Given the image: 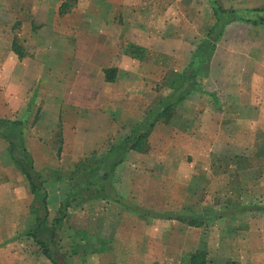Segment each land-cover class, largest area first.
I'll return each instance as SVG.
<instances>
[{"label": "rangeland", "instance_id": "rangeland-1", "mask_svg": "<svg viewBox=\"0 0 264 264\" xmlns=\"http://www.w3.org/2000/svg\"><path fill=\"white\" fill-rule=\"evenodd\" d=\"M33 1L0 0V118L19 124L15 128L18 136L9 140L18 145L21 142L26 153L35 156L36 163L32 159V164L39 174L44 173L43 183L53 182L56 190L68 189L81 180L89 167L97 166L112 145L82 133L84 127L88 134L94 130L96 135L113 130L106 123L100 131L91 127L97 120L98 107L91 111L90 107L83 110L75 106L83 102L81 93L92 87L95 92L98 83L95 75L91 80L82 76L83 57L111 56L106 70L113 80L118 66L124 68L127 77L118 79L117 91L111 95L118 103L116 114L131 118L123 134L126 136L151 109L172 99V94L176 97L179 77L194 70L196 62H192L200 57L202 62L195 69V90L180 102L183 107L180 103L174 105L168 115L156 122L145 151H131L129 158L125 157L107 180V191L97 183L98 178L95 183L99 185L86 189L82 196L89 199L79 206L107 196L110 190L116 192V188L117 193L125 191L128 187H121L122 183L138 182L137 174L121 173L125 166L143 168L141 183L144 190L155 192L153 202L160 204L159 209H171L174 215L178 205L179 216L200 218L201 227L180 223L179 237L194 248L204 239L209 245L204 253L205 263L251 264L249 249L245 254L238 240L240 261H224L213 247L218 236L213 234L227 230L236 239L247 240L254 224L248 218L259 216L262 222L258 223V237L264 240V0H128L132 7L138 6L148 14L158 7L163 10L157 23L153 13L140 17L143 22V17L147 19L146 24L142 22V33L152 43L144 46L118 40L123 16H117V10L111 18L116 30L94 31L91 13H82V8L90 7L96 0H81V4L79 0H35L53 12L48 21L39 20L42 22L31 14ZM119 1L113 0L115 7ZM54 8H58L57 14ZM216 9L229 15L227 23L214 27ZM129 19L138 21L135 15ZM14 33L17 49L25 58L36 60L30 74L38 77L32 79L29 75L31 87L23 91L17 85L16 71L13 75L2 74V70H14L17 59L22 60L11 47L6 52ZM81 34L83 45L78 40ZM101 35L100 43L115 41L116 46L94 45V39ZM92 102L104 100L94 95ZM122 130L117 129L119 138L123 137ZM18 145L11 146L0 135V260L5 264H52L31 238L38 226L37 218L44 217V209L41 197L31 192L21 171L26 159L16 149ZM75 158L80 160L72 166ZM95 172L91 176L97 177ZM18 191L20 194L16 195ZM255 206L261 210L251 209ZM68 209L65 217H72L74 213ZM79 212L86 214V207L82 206ZM217 215L221 219L207 220ZM83 225L73 229L91 234ZM84 241L83 245L90 246L91 238L79 239V243ZM79 243L72 251L81 261L87 255L82 254ZM185 255L172 254L169 261L174 263L177 258L182 264ZM65 257L68 264H74L68 254Z\"/></svg>", "mask_w": 264, "mask_h": 264}, {"label": "crops", "instance_id": "crops-1", "mask_svg": "<svg viewBox=\"0 0 264 264\" xmlns=\"http://www.w3.org/2000/svg\"><path fill=\"white\" fill-rule=\"evenodd\" d=\"M79 4H81V0H79ZM48 7L45 6V3L41 4L40 2L34 0L31 14L35 16V20L38 22L48 21L51 14L53 13L51 8ZM116 7L113 0H105V2H103V0H96L95 3L90 4V7L82 8V13L83 11L84 13L90 12L92 16V19L90 20L93 30L97 32H104L108 30H116L115 25H113V19L111 18L112 16L115 17V11L117 10V16L120 14L123 16V25L119 27L120 30L118 29V40L124 42V44L127 42L143 46L152 45V43L147 40V37L143 36V21L140 19V17L143 15L146 17L153 13L155 23H157V20L160 22L163 15L162 8L158 7V9H154L148 14V12L138 6L132 7L128 0H120ZM54 10V13L57 14L58 8H54ZM78 10L81 11V7H79ZM133 15H135L138 21L131 22L129 18ZM145 17H143V24L147 20ZM81 25H83L82 22ZM82 30L84 31L85 29L82 28ZM100 38H102V35L97 36V38L94 39L97 41L94 45L100 47L105 45V42L100 43ZM78 40L82 41L83 45V34H81V38H78ZM110 44H112L111 47L116 46L115 41L111 43L106 42L105 46H109ZM10 47H12V43H8L6 46V52L8 49H10ZM35 61L36 60L27 59V56L26 58H22V60L17 59L13 66L14 70H11V72L8 70H2V74L7 75L10 73L13 75L16 71V74L18 75L17 85L19 90H26L28 87H31L28 82L29 75L32 76V79H34L35 76L36 78L38 77V74H30L34 70ZM111 61L112 57L109 55L108 57H91L88 59L87 57L82 58V76L85 79L91 80L94 77L93 75H95V79H98V83H96L97 85L95 87V92L92 91V89H94L93 87L86 90V92H82L81 94L83 96V102L81 101L82 103L80 102L75 106H78L83 110L90 107L92 109H90L91 111H94L95 107H98V115L96 116L98 123L97 120H95L91 124V127L97 128L100 131L103 124L106 123L107 126L110 124L113 130H110L107 132V134H105L104 131H100V133L96 135L94 130L88 134V130L86 131V127H84L85 129L82 131L83 136H95L98 138V142L103 143L109 141V143L112 144L110 146H113L125 138L124 136L126 135L123 134L125 128H129L131 118L129 116H120L116 114L117 112H115L117 110L118 103H116L114 96L111 94L112 91H117V82L119 81L118 79L126 78L127 76H125L123 70L124 68H122V66H118L119 70L116 72L115 79L112 82L105 81V71L106 68L110 66ZM24 65H26V70L23 71ZM17 69H21V71ZM92 84L94 83L92 82ZM118 94L116 92L115 95L120 96ZM94 95H100L104 102H92ZM238 109L243 110V107L238 106ZM134 126L136 127L137 125L134 124ZM118 128L123 129L121 131L123 135L122 138H119L117 134ZM110 146L108 147L107 151L110 149ZM130 153L131 152L126 154V159ZM251 153L254 154L253 152ZM105 154L106 152L103 155ZM30 156L35 160L36 163L35 156ZM79 160L80 159L76 160L75 158V160L72 161V166L77 164ZM116 169L117 168L114 169V173H116ZM33 171H35L38 176L41 175L40 181L43 183L44 178L42 174L44 173L41 172L39 174L37 169L34 167V164ZM121 173L124 175L137 174L136 176H138V178H136V180H138V182L122 183L121 187L128 188H125V191H120L121 194L117 193L119 189L116 188L114 195L116 196V199L119 200L118 202L112 200L110 201V199H96L90 201L89 203H85V205L83 204L78 208H69L68 210H71L74 213L72 217H64L55 225L53 222L59 217L58 212L60 211L61 205L68 197L70 186L68 189L64 187L61 190H56L53 182H49L51 184L43 183L42 187H44L47 192L46 212H43V218L45 221L42 223V227L40 228L41 230L39 229L37 233L45 232V234L40 236L41 233H38V239L47 243L48 247L58 250L59 253L64 255L65 253L68 254V257L70 256L69 261H72L74 264H81L83 259H86V264H180L177 258L174 260V263L169 261L170 255L174 254L175 257H177L180 252L186 254L182 258V264H190V257L193 254L197 252H203L206 254L205 251H207L209 245L204 239L195 248L193 244H184V241L180 240L179 229L182 227V224L180 225L182 222L178 220L180 215L178 214L177 210L178 205H175L176 207L174 209V215L172 214L173 211L171 209H166L165 211L163 210L164 208H158L160 204H158V202H153L156 200H153L155 197V192L153 193L148 192L149 190H144V184L141 183L143 180L141 175L145 173L143 168H128V166H125L121 169ZM131 179L132 178H130V180ZM164 196L166 197V193H164ZM147 198H150V200ZM82 206L86 207V214L79 212ZM152 212L155 214H151ZM181 216L189 215L181 214ZM234 217H236V215ZM247 217L248 216L246 215V218ZM229 218L232 219L231 217ZM248 219L250 220V223L254 224H252V231H250L251 238L247 240L242 241L241 238L236 239L234 235L227 230H224L219 234H213L218 235L213 247L220 254V256L223 257L224 261H230V263L240 261L239 259L242 255L237 252L238 240L239 246L241 248H245V254H247L248 251L249 254H251V264H264V240H260L258 237V223L262 222L260 220L261 217L251 216ZM213 221H215V219L210 222ZM80 224L86 225L83 226L87 228V230H90L91 234L85 231H80L79 229H73L75 227L78 228ZM187 228L185 227L183 229ZM71 229H73V231H71ZM83 237L91 238L90 246L83 245L85 241L79 243V239L81 240ZM78 243L82 247V254L87 255L85 258L81 257V261L78 255H76V251H72L75 249ZM86 247H89V249H86ZM246 249L249 250L247 251ZM241 252L243 253V250H241ZM0 264H5V261H3V259L0 260Z\"/></svg>", "mask_w": 264, "mask_h": 264}, {"label": "trees", "instance_id": "trees-1", "mask_svg": "<svg viewBox=\"0 0 264 264\" xmlns=\"http://www.w3.org/2000/svg\"><path fill=\"white\" fill-rule=\"evenodd\" d=\"M227 15L229 14H226L222 10L216 9L214 16L216 17V25L214 27L219 26L221 22L227 23L228 22V19H226L228 17ZM223 19L226 20L223 21ZM13 38L14 39L11 48L13 52L18 56V58L22 59L24 55L20 52L19 48L17 49L15 43L17 38V33H14ZM201 60L202 59L200 57H198V59L193 60L192 65L193 63L196 62V66L195 67L193 66L195 69L199 67L200 62H202ZM195 69L194 70L191 69L188 71V73H185L184 75L182 74L179 77L180 80L178 81V83H180V86L176 89V93H175L176 97L173 98V94H172V99L167 98L166 101H163V103H159L157 107L151 109V111L148 113L146 118L133 129L130 135L123 138L116 145L110 146V149L106 152V154L103 156V158L101 159V161L98 163L97 166L89 167L86 171H84L81 180L77 182V184L75 185L70 184V191L68 197L65 200V202L61 205L60 211L58 212L59 217L54 220L53 222L54 225L65 217V213L68 208H78V206L82 202L88 201L87 200L89 199L88 197L82 196L85 193L86 189L90 188L91 190V188L95 184L99 185L97 183H100V185H103V187L101 188L107 191L108 190L107 188H109L108 186H106L107 180L113 173L114 169L124 161L127 153L131 151H135V152L145 151L144 145H146L149 133L153 129L156 122H158L162 117L168 115L172 111L174 105L182 102L184 99H186V97L189 94H191V92L195 90L194 88V84H195L194 78L196 77ZM105 79H106L105 81L107 82L113 81L112 75L109 76V71L107 70L105 71ZM18 125L19 124H17V122H11L9 120L0 118V135L3 138L8 139L10 145L13 147H15L18 144H15L13 141L9 139L18 136L15 131V128L18 127ZM16 149L20 150L26 159V162H24L21 165V171L29 183L31 192L34 195L41 197L40 202H42L43 209L46 212V192L43 189L44 187H42L41 185L39 176L35 173V171H33L32 158L28 152L26 153V150L22 146L21 142H19L18 148ZM77 168H79V166L76 167V169ZM91 172L97 173L98 174L97 177L91 176ZM71 175L73 176L74 174ZM98 178L99 181L95 183ZM95 193H93L92 197L98 195L99 191ZM106 195L107 196L99 199H114L115 202L119 201L118 199H116L113 190H110V192H108V194ZM252 208L261 210V208H257V206L251 207V209ZM217 218H221V216L217 215V216L209 217L207 218V220L217 219ZM43 220H44L43 218L42 219L37 218L36 221L38 223V226L36 225V227H34V230L31 233V238L41 248L42 254L45 256V258L48 259L52 264H68L64 254L59 253L58 250L54 248L48 247L47 243L38 239L37 231L41 228L42 226L41 222H43ZM178 220L183 223H186L188 226H192V227L202 226V223L200 222V218H196L193 216H179ZM81 264H86V263L83 262ZM190 264H206L205 254L202 252H197L193 254L190 257Z\"/></svg>", "mask_w": 264, "mask_h": 264}, {"label": "bare ground", "instance_id": "bare-ground-1", "mask_svg": "<svg viewBox=\"0 0 264 264\" xmlns=\"http://www.w3.org/2000/svg\"><path fill=\"white\" fill-rule=\"evenodd\" d=\"M20 194V192L18 191V194H16V195H19Z\"/></svg>", "mask_w": 264, "mask_h": 264}]
</instances>
